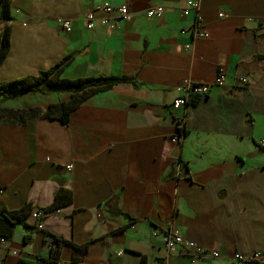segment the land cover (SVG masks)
<instances>
[{"label": "crops", "instance_id": "crops-1", "mask_svg": "<svg viewBox=\"0 0 264 264\" xmlns=\"http://www.w3.org/2000/svg\"><path fill=\"white\" fill-rule=\"evenodd\" d=\"M188 1H11L0 83L37 77L63 60L59 80L131 81L91 95L67 126L43 117L0 125V214L33 204L44 224L43 231L32 219V228L18 225L0 244V264L49 255L57 244L47 233L88 245L63 246L56 264H192L167 257L169 229L218 252L198 264H264V0H193L201 8L185 16ZM104 3L127 6L130 17L114 30H88L86 14ZM153 7L164 9L161 19L147 18ZM60 19L71 20V32ZM197 20L207 38L193 37ZM221 68L224 87L214 85ZM187 80L210 90L174 110ZM71 99L65 91L26 93L0 101V114ZM177 133L180 144L172 142ZM61 189L69 199L51 209ZM254 253L262 260L235 258Z\"/></svg>", "mask_w": 264, "mask_h": 264}, {"label": "trees", "instance_id": "trees-1", "mask_svg": "<svg viewBox=\"0 0 264 264\" xmlns=\"http://www.w3.org/2000/svg\"><path fill=\"white\" fill-rule=\"evenodd\" d=\"M12 0H0V67L5 61L10 51V34L13 17L11 15L10 3ZM65 63V60L59 62L54 68L46 72H41L37 77H27L8 83H0V101H7L21 97L26 93H43L49 90L59 92H71L72 99L66 103L50 106L46 110H27L15 112L5 117L0 114V125L6 120L10 124L24 123L28 118L43 117L45 119H59L64 125H68L71 112L77 109L91 95L98 91H103L117 84L130 82L131 79L123 78H88L80 80L77 83L58 79V71ZM69 199L68 191L61 189L56 193L55 203L51 209H56ZM33 204H27L19 210H3L0 214V241H11L14 237L15 228L22 225L26 228H32L28 225L29 220L35 210ZM57 248H51L49 255L41 254L34 261H28L26 264H51L57 263L60 258L61 249L65 245H71L76 252H84L88 245L76 246L69 243L62 237L46 234Z\"/></svg>", "mask_w": 264, "mask_h": 264}, {"label": "built area", "instance_id": "built-area-1", "mask_svg": "<svg viewBox=\"0 0 264 264\" xmlns=\"http://www.w3.org/2000/svg\"><path fill=\"white\" fill-rule=\"evenodd\" d=\"M200 3L198 1L189 0L186 7L183 10L185 16L190 14V11L200 10ZM164 15V9L162 7H153L146 12V16L149 19H161ZM100 16V17H99ZM130 17V11L127 6L114 7L109 3H104L97 6L93 11L86 14L85 22L88 30H94L98 27L109 28L114 30L117 28L120 21L128 19ZM60 27L67 33L72 30V22L68 19L58 20ZM192 34L195 39H204L208 37L206 27L201 20H197L192 27ZM227 79V72L224 68H221L218 72L217 78L214 82L215 86L224 87ZM240 85L245 86L248 84L247 77L238 78ZM209 84L199 83L192 80L185 81L179 88L178 97L174 101L172 107L174 110H178L181 107L188 106L202 96L207 95L210 90ZM182 133H177L172 136V142L174 144H180L182 141ZM260 146L264 149V139L260 141ZM71 168V166L69 167ZM3 190H0V194ZM59 213V211L57 210ZM31 219L35 222V228L38 231H43V212L35 210L31 216ZM5 241H0L3 244ZM162 243L164 246L167 257L172 255H184L191 260L192 264H198L204 258H218L219 254L216 251H207L200 248L194 242L186 241L183 236L173 229H169L162 236ZM235 258L242 262L261 261L263 256L261 253H254L250 255L236 254Z\"/></svg>", "mask_w": 264, "mask_h": 264}]
</instances>
